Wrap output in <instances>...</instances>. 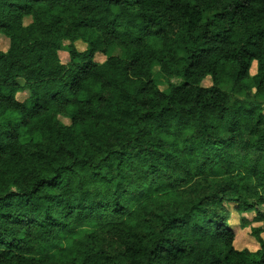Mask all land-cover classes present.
Returning a JSON list of instances; mask_svg holds the SVG:
<instances>
[{
	"label": "trees",
	"instance_id": "1",
	"mask_svg": "<svg viewBox=\"0 0 264 264\" xmlns=\"http://www.w3.org/2000/svg\"><path fill=\"white\" fill-rule=\"evenodd\" d=\"M2 37L0 264H264V0H0Z\"/></svg>",
	"mask_w": 264,
	"mask_h": 264
},
{
	"label": "rangeland",
	"instance_id": "2",
	"mask_svg": "<svg viewBox=\"0 0 264 264\" xmlns=\"http://www.w3.org/2000/svg\"><path fill=\"white\" fill-rule=\"evenodd\" d=\"M31 23L30 19H27L25 21V25H29ZM70 45V42H64V47H68ZM76 49L78 52L83 53L87 50V45L83 43L82 41H78L75 44ZM9 47V40L5 37L1 38V43H0V49L3 52H6ZM109 55H113L116 57H121L122 56V51L120 49H114L113 51L110 52ZM108 55V56H109ZM60 59L63 64L68 65L71 60L70 56L67 52V49H63L59 52ZM107 60V56L97 53L94 57V61L97 64H102ZM159 67L154 68V77L156 80L159 82V87L162 91H166L168 89L167 83L160 77L159 74ZM257 73V63L254 62L252 65L251 69V75L254 76ZM21 85H23L22 82H20ZM202 86L205 88H210L212 87V79L211 77H207L203 82ZM30 96V93L26 91H21L17 94V99L20 102H24L26 99H28ZM62 122L66 125L70 124V121L67 119L61 118ZM229 209L232 214V220H231V225L234 227L236 231V240H235V247L238 250H244L248 249L250 251H257L258 250V244L256 240L252 236V228H258L264 225V221H260L256 218V213H251V214H244L242 217L240 215L238 216L235 211H234V205H229ZM242 218L245 220L250 221L249 224H246V226L242 227ZM264 238V235H263Z\"/></svg>",
	"mask_w": 264,
	"mask_h": 264
}]
</instances>
